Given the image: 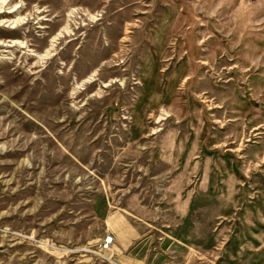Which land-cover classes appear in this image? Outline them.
<instances>
[{"label": "rangeland", "instance_id": "obj_1", "mask_svg": "<svg viewBox=\"0 0 264 264\" xmlns=\"http://www.w3.org/2000/svg\"><path fill=\"white\" fill-rule=\"evenodd\" d=\"M0 264H264V0H0Z\"/></svg>", "mask_w": 264, "mask_h": 264}]
</instances>
